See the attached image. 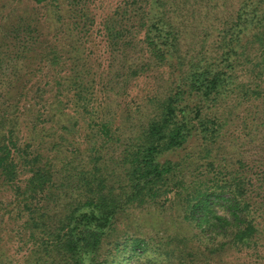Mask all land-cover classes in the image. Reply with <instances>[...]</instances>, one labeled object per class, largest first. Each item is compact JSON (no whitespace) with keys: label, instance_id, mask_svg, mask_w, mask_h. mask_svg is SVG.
Segmentation results:
<instances>
[{"label":"trees","instance_id":"1","mask_svg":"<svg viewBox=\"0 0 264 264\" xmlns=\"http://www.w3.org/2000/svg\"><path fill=\"white\" fill-rule=\"evenodd\" d=\"M19 235L18 264H264V0H0Z\"/></svg>","mask_w":264,"mask_h":264},{"label":"rangeland","instance_id":"2","mask_svg":"<svg viewBox=\"0 0 264 264\" xmlns=\"http://www.w3.org/2000/svg\"><path fill=\"white\" fill-rule=\"evenodd\" d=\"M168 225H170V224H168ZM122 226H124V225H122ZM126 226H127V224H126ZM15 227H17V226H15ZM17 231L20 234V231L18 228H17ZM21 238H22L21 235L14 237L11 244L8 245L9 248L6 250V255H0V264H18L20 262L18 259H20V257L23 256L24 251H25L24 250L21 253H17V250L20 247Z\"/></svg>","mask_w":264,"mask_h":264}]
</instances>
